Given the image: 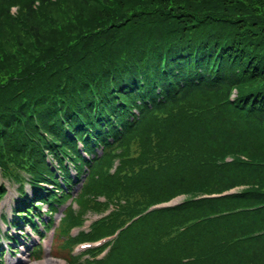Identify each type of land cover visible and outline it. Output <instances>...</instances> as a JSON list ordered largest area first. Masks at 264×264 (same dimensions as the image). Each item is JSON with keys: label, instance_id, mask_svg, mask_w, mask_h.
<instances>
[{"label": "trees", "instance_id": "trees-1", "mask_svg": "<svg viewBox=\"0 0 264 264\" xmlns=\"http://www.w3.org/2000/svg\"><path fill=\"white\" fill-rule=\"evenodd\" d=\"M2 179L96 264H264V0H0Z\"/></svg>", "mask_w": 264, "mask_h": 264}, {"label": "rangeland", "instance_id": "rangeland-1", "mask_svg": "<svg viewBox=\"0 0 264 264\" xmlns=\"http://www.w3.org/2000/svg\"><path fill=\"white\" fill-rule=\"evenodd\" d=\"M115 166L116 163H113L111 167L112 171ZM1 183L6 189V194L0 200V237L2 238L0 243L3 249H5L4 245L7 243V240L4 236L6 232H9L12 237L18 240V243L13 247L12 251L3 252V255L0 257L2 264H96L91 261L92 257L85 254L80 256V253L86 249L84 248L85 245H87L86 243L72 244L67 241L68 246H66L65 239L68 234L71 238H76L78 232H86L90 224L101 217V213L85 210L82 216L83 221L80 225L67 229L66 236L59 235L58 231L62 224V212L66 208L73 212H77L79 208L73 198L68 197L64 203L50 215L47 228L44 229V231L43 229L40 231L42 234L41 237L35 233H31L28 225L25 226V228L22 229V233L19 234L16 228L4 224L1 221V219H3L6 223L11 222L13 217L12 208L19 199L18 185L6 179H2ZM25 191L29 193V188L27 186H25ZM76 192L77 189H74L72 196H75ZM99 200H102V198ZM39 206L40 211L46 210L45 205L40 203ZM44 220L47 221V218H44ZM32 247H38L40 249L39 253L31 251Z\"/></svg>", "mask_w": 264, "mask_h": 264}]
</instances>
